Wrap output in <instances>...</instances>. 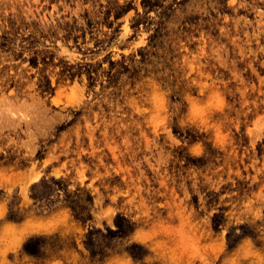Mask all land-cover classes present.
I'll use <instances>...</instances> for the list:
<instances>
[{
    "label": "rangeland",
    "instance_id": "374dc122",
    "mask_svg": "<svg viewBox=\"0 0 264 264\" xmlns=\"http://www.w3.org/2000/svg\"><path fill=\"white\" fill-rule=\"evenodd\" d=\"M0 264H264V0H0Z\"/></svg>",
    "mask_w": 264,
    "mask_h": 264
}]
</instances>
